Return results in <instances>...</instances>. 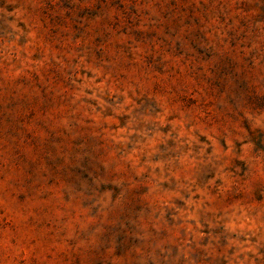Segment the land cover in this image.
<instances>
[{"label": "rangeland", "instance_id": "rangeland-1", "mask_svg": "<svg viewBox=\"0 0 264 264\" xmlns=\"http://www.w3.org/2000/svg\"><path fill=\"white\" fill-rule=\"evenodd\" d=\"M0 264H264V0H0Z\"/></svg>", "mask_w": 264, "mask_h": 264}]
</instances>
